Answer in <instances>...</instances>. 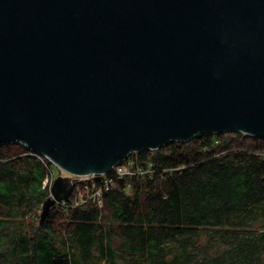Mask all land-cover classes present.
Listing matches in <instances>:
<instances>
[{
  "label": "water",
  "instance_id": "1",
  "mask_svg": "<svg viewBox=\"0 0 264 264\" xmlns=\"http://www.w3.org/2000/svg\"><path fill=\"white\" fill-rule=\"evenodd\" d=\"M228 131L264 138V0H0V143L65 173L40 222L133 152Z\"/></svg>",
  "mask_w": 264,
  "mask_h": 264
},
{
  "label": "trees",
  "instance_id": "2",
  "mask_svg": "<svg viewBox=\"0 0 264 264\" xmlns=\"http://www.w3.org/2000/svg\"><path fill=\"white\" fill-rule=\"evenodd\" d=\"M30 152L0 143V264H264L263 137L205 133L133 152L149 172L117 180L102 204L88 181L44 222L57 166Z\"/></svg>",
  "mask_w": 264,
  "mask_h": 264
},
{
  "label": "built area",
  "instance_id": "3",
  "mask_svg": "<svg viewBox=\"0 0 264 264\" xmlns=\"http://www.w3.org/2000/svg\"><path fill=\"white\" fill-rule=\"evenodd\" d=\"M152 166H153V163L150 162L148 169L141 168L140 166L135 164L134 159H132L131 157H128L127 159L121 161L115 167H113L111 174L103 175V178L101 180V182H103L102 186L97 185L98 180L96 179L90 180L92 183V187H93L91 196L93 198L94 197L97 198L99 200V203L102 204V201H103L102 196H103L104 189H108L110 186L115 185L117 180L122 179L126 175L132 176L137 173L144 174L146 172H149ZM85 186H86L87 192H89L90 191L89 186L88 185H85ZM76 192H77V197L82 199L84 191L82 190L80 185L76 187Z\"/></svg>",
  "mask_w": 264,
  "mask_h": 264
},
{
  "label": "rangeland",
  "instance_id": "4",
  "mask_svg": "<svg viewBox=\"0 0 264 264\" xmlns=\"http://www.w3.org/2000/svg\"><path fill=\"white\" fill-rule=\"evenodd\" d=\"M59 173L60 174H65L59 167H57L56 169H54V171H53V173H51L50 175H49V178H48V181L49 182H51V184L53 183V181L55 180V178H56V176L57 175H59ZM90 181V180H89ZM88 182V181H87ZM86 183V182H85ZM85 183H78L77 185H76V187L78 186V185H80V187L82 188V190H83V184H85ZM86 185V184H85ZM76 187H75V190H76ZM84 191V190H83Z\"/></svg>",
  "mask_w": 264,
  "mask_h": 264
},
{
  "label": "bare ground",
  "instance_id": "5",
  "mask_svg": "<svg viewBox=\"0 0 264 264\" xmlns=\"http://www.w3.org/2000/svg\"><path fill=\"white\" fill-rule=\"evenodd\" d=\"M30 153H31V154H34V155L37 156V157L42 158V156H41L40 154H37V153L32 152V151H31ZM128 157H130V155H129ZM128 157H127V158H128ZM115 166H116V165H115ZM115 166H114V167H115ZM104 175H105V174H104ZM92 177H94V176H92ZM92 177H89V178H92ZM89 178H88V179H89ZM94 179H96V178L94 177ZM96 180H97V179H96ZM100 181H101V180H100ZM53 182H54V181H53ZM86 183H87V182H86ZM76 185H77V184H76ZM76 185H75V187H76ZM86 185H87V184H86ZM51 186H52V184H51ZM75 187H74V190H75ZM74 190H73V191H74Z\"/></svg>",
  "mask_w": 264,
  "mask_h": 264
}]
</instances>
